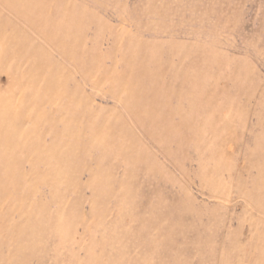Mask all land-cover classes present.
Instances as JSON below:
<instances>
[{
	"label": "rangeland",
	"instance_id": "374dc122",
	"mask_svg": "<svg viewBox=\"0 0 264 264\" xmlns=\"http://www.w3.org/2000/svg\"><path fill=\"white\" fill-rule=\"evenodd\" d=\"M0 264H264V0H0Z\"/></svg>",
	"mask_w": 264,
	"mask_h": 264
}]
</instances>
